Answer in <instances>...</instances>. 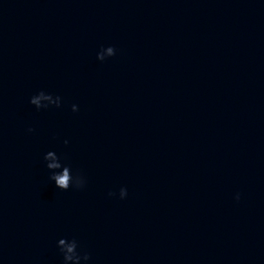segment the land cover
<instances>
[{
	"label": "water",
	"instance_id": "1",
	"mask_svg": "<svg viewBox=\"0 0 264 264\" xmlns=\"http://www.w3.org/2000/svg\"><path fill=\"white\" fill-rule=\"evenodd\" d=\"M60 236L91 264H264V0H0V264H60Z\"/></svg>",
	"mask_w": 264,
	"mask_h": 264
},
{
	"label": "clouds",
	"instance_id": "2",
	"mask_svg": "<svg viewBox=\"0 0 264 264\" xmlns=\"http://www.w3.org/2000/svg\"><path fill=\"white\" fill-rule=\"evenodd\" d=\"M115 55V49L112 45L100 46L95 52L97 61L103 62L106 58ZM61 96L44 90H37L28 97V104L34 107L35 110H47L50 107L59 108L61 106ZM71 112L78 111L76 103L69 105ZM31 133L32 127L25 129ZM63 143L68 144V140H63ZM51 158L52 162H49ZM43 167L47 171V180L51 182L54 188L60 191H67L70 188L78 190L84 187L85 177L83 174L74 168L72 164L62 154L58 155L53 149L43 152L41 157ZM108 196H115L117 199L123 200L127 196V190L121 186L115 193L109 191ZM239 192L234 193L233 199L239 200ZM56 251L60 256V264H91L89 251L83 247H78V240L75 237L60 236L55 240Z\"/></svg>",
	"mask_w": 264,
	"mask_h": 264
}]
</instances>
